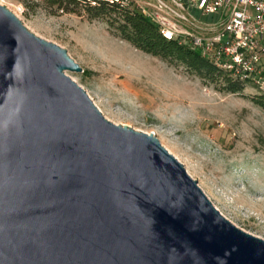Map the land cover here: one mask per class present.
Here are the masks:
<instances>
[{"label": "water", "instance_id": "1", "mask_svg": "<svg viewBox=\"0 0 264 264\" xmlns=\"http://www.w3.org/2000/svg\"><path fill=\"white\" fill-rule=\"evenodd\" d=\"M67 71L84 68L0 4V264H264L263 238Z\"/></svg>", "mask_w": 264, "mask_h": 264}, {"label": "rangeland", "instance_id": "2", "mask_svg": "<svg viewBox=\"0 0 264 264\" xmlns=\"http://www.w3.org/2000/svg\"><path fill=\"white\" fill-rule=\"evenodd\" d=\"M0 4L23 6L31 31L67 49L84 72L66 73L106 118L154 133L225 217L264 239V109L254 87L221 91L138 50L106 18L55 11L43 0Z\"/></svg>", "mask_w": 264, "mask_h": 264}, {"label": "built area", "instance_id": "3", "mask_svg": "<svg viewBox=\"0 0 264 264\" xmlns=\"http://www.w3.org/2000/svg\"><path fill=\"white\" fill-rule=\"evenodd\" d=\"M264 92V0H109ZM95 2V1H93ZM17 16L23 6L10 8Z\"/></svg>", "mask_w": 264, "mask_h": 264}, {"label": "trees", "instance_id": "4", "mask_svg": "<svg viewBox=\"0 0 264 264\" xmlns=\"http://www.w3.org/2000/svg\"><path fill=\"white\" fill-rule=\"evenodd\" d=\"M43 2L48 7H55V11L78 15L85 12L90 20L108 19L110 26L116 25L121 39L128 41L138 50L160 57L169 63L181 65L205 83L213 84L221 91L242 93L246 86L251 85L258 91L252 98L253 102L264 109V92L220 69L198 51L164 38L154 23L136 11L123 8L109 0H43Z\"/></svg>", "mask_w": 264, "mask_h": 264}, {"label": "bare ground", "instance_id": "5", "mask_svg": "<svg viewBox=\"0 0 264 264\" xmlns=\"http://www.w3.org/2000/svg\"><path fill=\"white\" fill-rule=\"evenodd\" d=\"M97 106H99V105L97 104Z\"/></svg>", "mask_w": 264, "mask_h": 264}]
</instances>
